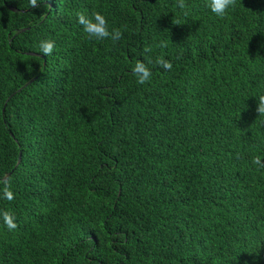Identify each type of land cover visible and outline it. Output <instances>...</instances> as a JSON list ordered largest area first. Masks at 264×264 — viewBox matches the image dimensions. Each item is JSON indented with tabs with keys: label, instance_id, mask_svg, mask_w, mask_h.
Masks as SVG:
<instances>
[{
	"label": "trees",
	"instance_id": "obj_1",
	"mask_svg": "<svg viewBox=\"0 0 264 264\" xmlns=\"http://www.w3.org/2000/svg\"><path fill=\"white\" fill-rule=\"evenodd\" d=\"M261 94L264 0H0V264H264Z\"/></svg>",
	"mask_w": 264,
	"mask_h": 264
},
{
	"label": "clouds",
	"instance_id": "obj_2",
	"mask_svg": "<svg viewBox=\"0 0 264 264\" xmlns=\"http://www.w3.org/2000/svg\"><path fill=\"white\" fill-rule=\"evenodd\" d=\"M236 0H205V6L218 18H224L229 8L234 7ZM30 4L35 7L36 0H30ZM177 6L181 9L185 8V0H177ZM77 22L83 27V31L89 38L104 40L111 38L119 40L122 36L120 29H112L109 31L108 21L104 15L99 12H92L91 15H86L84 12L76 13ZM55 43L51 40L41 41L39 47L44 55H50L54 49ZM161 47H166V44H161ZM156 64L165 70H171L172 64L163 57H157ZM136 81L140 85H144L151 78V71L147 66L141 62L136 61L132 69ZM258 103L256 104V112L258 116H264V94L258 96ZM252 163L264 167L259 156L253 158ZM3 197L11 201L14 199V194L11 191L10 182L5 181L2 189ZM3 222L9 230H15L18 226L14 222V216L9 211L0 213Z\"/></svg>",
	"mask_w": 264,
	"mask_h": 264
}]
</instances>
